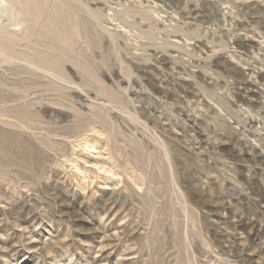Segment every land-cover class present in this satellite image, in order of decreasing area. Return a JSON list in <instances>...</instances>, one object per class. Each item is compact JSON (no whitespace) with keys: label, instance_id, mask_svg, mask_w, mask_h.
Returning <instances> with one entry per match:
<instances>
[{"label":"rangeland","instance_id":"obj_1","mask_svg":"<svg viewBox=\"0 0 264 264\" xmlns=\"http://www.w3.org/2000/svg\"><path fill=\"white\" fill-rule=\"evenodd\" d=\"M76 1L0 28V264H264V0Z\"/></svg>","mask_w":264,"mask_h":264},{"label":"bare ground","instance_id":"obj_2","mask_svg":"<svg viewBox=\"0 0 264 264\" xmlns=\"http://www.w3.org/2000/svg\"><path fill=\"white\" fill-rule=\"evenodd\" d=\"M80 1V0H78ZM76 1V2H78ZM83 1V0H82ZM92 2H95L96 0H91ZM55 2L58 4L62 3V0H0V19L3 13H8L9 15L6 18V22L7 24H3L0 26V28L2 29V35L4 36V39H8V41L12 42V40H14L15 42H17L15 38V32H14V28L18 27L19 25H21L24 21L30 20V21H34L37 20V18H40L43 14H46L48 11H46L47 9V4L51 3L53 4ZM88 4H90V2H88L87 0H84L83 6L88 8ZM50 5V4H49ZM54 5V4H53ZM9 6V7H8ZM61 6H63L61 4ZM68 10H73L72 6L70 5H65ZM91 12L92 9L88 8ZM49 10V9H48ZM9 11V12H8ZM51 11V9L49 10ZM56 11V10H55ZM52 13V12H51ZM20 14H23V17L20 16ZM61 14V13H60ZM19 15V16H18ZM57 15V14H54ZM48 16V15H47ZM62 17V16H60ZM53 18L55 17H51L49 18V20H46L43 22V25L46 27V24H52ZM56 19H59V17ZM61 19V18H60ZM62 20V19H61ZM63 21V20H62ZM61 21V22H62ZM38 22V21H37ZM65 25V24H64ZM62 25V26H64ZM12 27L13 31H9L4 32V28L5 27ZM32 26V25H31ZM51 27V25H50ZM49 27V28H50ZM58 27H61L60 25ZM57 27V28H58ZM62 28V27H61ZM60 28V30H61ZM65 28V27H64ZM18 29V28H17ZM32 29V28H31ZM56 28H54L55 30ZM48 30V29H47ZM46 29L44 30V32L47 31ZM53 30V31H54ZM66 30V29H65ZM17 31V30H16ZM49 31H51V29H49ZM48 31V32H49ZM57 31V30H55ZM59 31V29H58ZM64 31L61 30V32ZM60 32V33H61ZM64 36V35H63ZM2 38V37H1ZM64 38V37H63ZM65 39V38H64ZM6 47L5 43L1 41L0 43V53L4 54V48ZM33 63V62H32ZM37 65V67L39 66V68H41L39 65L40 63H34ZM91 146V145H90Z\"/></svg>","mask_w":264,"mask_h":264}]
</instances>
